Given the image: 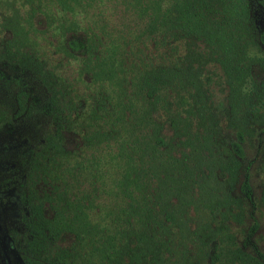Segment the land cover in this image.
<instances>
[{"label": "rangeland", "instance_id": "rangeland-1", "mask_svg": "<svg viewBox=\"0 0 264 264\" xmlns=\"http://www.w3.org/2000/svg\"><path fill=\"white\" fill-rule=\"evenodd\" d=\"M250 4L264 30V0ZM111 8L97 3L87 13L68 14L51 0H0V264H25L14 238L24 231L26 184L43 200L47 217L54 215L63 191L67 200L77 197L110 225L119 209H129L128 199L117 198L128 142L115 123L116 113L134 97L126 78L134 57L125 51L112 54L118 34L112 28L125 27ZM98 9L106 19L96 17ZM133 22V17L125 20L127 26ZM150 48L147 56L157 58ZM255 52L264 58V46ZM209 73L206 109L180 107L173 114L160 109L155 116L174 141L175 155L192 170L197 188L185 215L172 212L170 222L163 217L168 227L163 233L156 226L142 232L144 264H264L258 255H264V67L255 66L256 83L247 96L234 94L219 68ZM178 114L193 122L179 147L172 128ZM241 132L245 159L232 147ZM48 167L51 174H45ZM247 172L251 199L241 189ZM212 181L221 183L218 190ZM130 212L121 213V224ZM255 223L258 229L249 238ZM72 241L67 238L65 245Z\"/></svg>", "mask_w": 264, "mask_h": 264}, {"label": "trees", "instance_id": "trees-1", "mask_svg": "<svg viewBox=\"0 0 264 264\" xmlns=\"http://www.w3.org/2000/svg\"><path fill=\"white\" fill-rule=\"evenodd\" d=\"M51 3L60 5L61 11L68 14L87 13L97 3L102 7L111 4L113 16L125 27L123 31L112 28L118 33L112 54L125 51L128 58L134 57L131 72L126 76L134 97H129L122 112L116 113L115 123L127 135L128 142L117 198L128 199L130 210L119 209L117 222L110 225L105 219L97 220L91 206L80 204L77 197L67 200V192L63 191L57 194L54 215L47 217L43 200L38 199L32 185L27 188L26 184L21 194L26 207L24 231L16 235L14 242L25 264H144L141 258L147 239L142 232L145 228L154 231L156 226L163 233L168 228L162 223L163 217L170 222L175 218L172 212L180 217L185 215L195 200L197 188L192 170L184 158L175 155L174 141L167 139L155 116L160 109L172 114L180 107L187 112L206 109L213 81L210 68L222 71L234 94L241 96L246 92L247 96L256 83L255 66L264 67V58L255 52V47L264 46V30L256 25L250 0H51ZM101 10L98 9L96 17L104 20L107 17ZM128 17H133L134 22L127 26ZM72 23L75 28L80 27L76 20ZM73 44L81 46L76 41ZM151 46L157 58L147 56ZM247 99L244 98L246 108ZM197 122L196 130L200 132L201 122ZM192 127L189 117L183 119L178 114L172 120L176 146L184 142L181 137L189 136ZM115 133L118 134L117 129ZM244 142L241 132L239 141L232 146L241 159H245ZM49 157L55 164L56 160ZM45 174H51L49 167ZM212 183L214 190H218L221 183ZM241 189L247 199L252 198L248 172ZM128 211L131 212L123 225L121 213ZM257 229L255 223L249 238ZM71 237L73 241L65 245ZM258 255L264 260V255L260 252Z\"/></svg>", "mask_w": 264, "mask_h": 264}]
</instances>
